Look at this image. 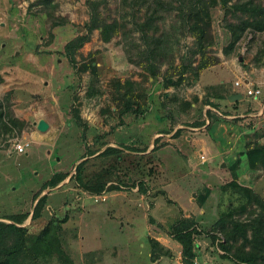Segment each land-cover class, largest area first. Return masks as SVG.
Returning <instances> with one entry per match:
<instances>
[{
	"label": "rangeland",
	"instance_id": "1",
	"mask_svg": "<svg viewBox=\"0 0 264 264\" xmlns=\"http://www.w3.org/2000/svg\"><path fill=\"white\" fill-rule=\"evenodd\" d=\"M177 2L103 0L102 17L116 19L120 28L107 41L93 29L72 64L63 46L85 32V0H0V101L24 121L0 133V219L28 213L19 224L26 226L28 244L52 221L62 252L39 264H181L169 227L182 216L196 221L193 264H235L215 244L229 223L213 224L224 215L245 222L260 210L239 187L264 201V170L249 168L244 153L253 139L264 141V84L256 101L241 83L256 87V78H264V29H244L224 53L226 23L242 15L225 11L222 0L208 6L207 58L243 70L236 87L244 98L218 106V96L227 101L224 84L199 87L200 69L178 72L179 62L193 64L198 53ZM147 16L155 27L140 30ZM147 50L154 75L144 67ZM227 75L230 85L239 78ZM124 79L131 81L135 111L118 116L124 85L116 81ZM38 118L50 123L43 131L35 127ZM14 138L28 141L24 152L12 149ZM106 145L119 151L101 153ZM81 159L87 178L101 171L105 184L119 188L95 193L78 186L72 175ZM55 171L67 175L33 198ZM41 193L46 200L31 218ZM148 237L170 252L150 258Z\"/></svg>",
	"mask_w": 264,
	"mask_h": 264
},
{
	"label": "trees",
	"instance_id": "2",
	"mask_svg": "<svg viewBox=\"0 0 264 264\" xmlns=\"http://www.w3.org/2000/svg\"><path fill=\"white\" fill-rule=\"evenodd\" d=\"M214 2L215 0H178L177 2L176 8L180 22L187 27L194 37L195 52L198 53L195 63L192 64L191 61H186L179 62L176 65L179 68V74L188 69L199 70L214 62L209 60L205 54V47L211 43L208 6ZM226 2L227 0H222L221 3L225 11H239L242 16L238 17L236 22L226 23L229 30V40L226 47L223 48L224 53H227L228 49L234 45L244 29L248 28L252 31L264 29V0H234L228 5H226ZM102 3L103 0H85L88 11V19L84 23L85 32L67 40L63 46L70 63L73 64L75 61L74 50L89 38V34L93 29L98 30L101 40L107 41L120 28L116 19L107 20L102 17L100 11ZM139 25L140 30L144 31L155 27L149 16L143 19ZM155 46L157 47L156 44ZM150 55H152L151 50H147L144 67L150 75H154L155 67L151 63ZM169 64H172V61ZM119 82V80L116 81L118 85H124L119 94L122 97V102L117 113L118 116H121L122 113L127 111H135V108L132 107V101L135 100L131 93V81L124 79ZM169 84H173V82ZM5 110L6 107L0 101V133L12 131L14 125L20 129L24 121ZM244 149L247 166L251 169L264 170V141L255 138L249 144H246ZM118 151L119 147L106 145L101 153L107 154ZM84 162L85 160L81 159L74 165L72 175L76 184L82 189L99 193L102 190L119 188L118 184H105V181L101 179V171H97L93 176L87 178L83 173ZM66 175L67 173L64 171L53 172L35 191L33 198L45 187L56 185ZM239 188L248 191L247 194L246 191L242 193L247 196L248 202L258 204L260 210L254 217L245 222L238 221L230 215L218 217L213 225L225 226L228 222L229 227H226L223 240L220 239L215 244L222 251L220 256L230 258L235 264H264V201L258 194L249 191L250 189L243 186ZM46 197L47 193H41L36 198L30 213L31 218L39 216ZM27 215L26 212H16L2 216L8 221L0 219V264H39L40 261L53 255H61L59 234L55 232V226L51 220L44 223L29 244L26 242V226L19 224ZM63 218L60 220L62 221ZM195 233H198L196 221L192 217L182 216L169 227L170 236L180 245L181 264H193L196 244L194 241ZM210 237L211 242H214V235L210 234ZM238 237H240V240L235 243ZM148 241L151 250L150 258H155L160 253L168 254L170 252L167 247L155 239L148 237Z\"/></svg>",
	"mask_w": 264,
	"mask_h": 264
},
{
	"label": "crops",
	"instance_id": "3",
	"mask_svg": "<svg viewBox=\"0 0 264 264\" xmlns=\"http://www.w3.org/2000/svg\"><path fill=\"white\" fill-rule=\"evenodd\" d=\"M222 63H224V65L222 64ZM223 66L226 68V70L227 71H232V72H234V75L236 76V77H239V78H237V79H233V83L230 85V84H228V75H227V71L224 69V70H222L223 69ZM220 68V69H219ZM241 71H243V70H240V67H235V66H232V65H229V63H226V60H221L218 64H212V65H209V66H206V67H204V68H201L199 71H198V74H197V78L195 79L196 80V84L199 86V87H201V86H204V85H209V86H211V85H214V84H220L221 86L224 84V88H225V90H222L221 92H225V97H226V95H228L229 93H232V92H237V93H240L241 94V96L240 97H238L240 100H242L244 97H243V95H242V91H241V89H239V88H237L236 86L237 85H239L240 84V76H241ZM3 77V76H2ZM4 78V77H3ZM234 81H238L237 83H235ZM256 82H257V85H256V88H258L259 90H260V88H261V86L264 84V78H262V77H257L256 78ZM241 83H243L244 84V87H246V86H249L248 85V83L247 82H244V81H242ZM255 88V87H254ZM245 90V89H244ZM246 95V94H245ZM258 94L256 95V96H252V98L253 99H255L256 101H259L258 100ZM223 97L224 96H218V103H220L218 106H223V105H225V104H230L229 102L231 101V100H228L227 99V101L225 102V103H223V102H221L222 100H223ZM211 99H213V97H210ZM237 98V99H238ZM213 108V107H212ZM259 109L261 110V105L259 106ZM262 109H264V107L262 106ZM259 111H257V113H258ZM39 119V118H38ZM37 119V120H38ZM42 119H44L45 121H46V119L45 118H42ZM36 120V121H37ZM36 121H35V127H36ZM47 122V127L50 125V123L48 122V121H46ZM207 122V121H206ZM215 126L217 125V124H219V122L218 121H216L215 123ZM46 127V128H47ZM191 128H193V127H191ZM37 129V128H36ZM37 130H39V129H37ZM45 130V129H44ZM39 131H43V130H39ZM171 131H169V133H167L168 135H170L171 133H170ZM34 136L36 135V134H33ZM216 135H218V134H216ZM37 136V135H36ZM40 136V135H39ZM167 138H173V137H167ZM36 139V138H35ZM203 145L205 146V144L203 143ZM111 146H114V145H111ZM116 146V145H115ZM209 147V146H208ZM200 149H204V147L202 148H200ZM199 149H195L194 150V153H195V151H198ZM198 153H199V151H198ZM197 153V154H198ZM190 162H188V164H189Z\"/></svg>",
	"mask_w": 264,
	"mask_h": 264
},
{
	"label": "built area",
	"instance_id": "4",
	"mask_svg": "<svg viewBox=\"0 0 264 264\" xmlns=\"http://www.w3.org/2000/svg\"><path fill=\"white\" fill-rule=\"evenodd\" d=\"M234 82L237 83L238 81H234ZM244 92L246 95L256 96L257 94H259L260 90L256 87L254 88V87L246 86ZM28 144L29 143L27 140H21V139L14 138L12 140L11 147L13 150L17 152H24ZM104 198H105L104 196H101L102 200Z\"/></svg>",
	"mask_w": 264,
	"mask_h": 264
},
{
	"label": "water",
	"instance_id": "5",
	"mask_svg": "<svg viewBox=\"0 0 264 264\" xmlns=\"http://www.w3.org/2000/svg\"><path fill=\"white\" fill-rule=\"evenodd\" d=\"M241 94L240 93H237V92H232V93H229L227 95V99L228 100H231V101H234L236 100L238 97H240ZM47 127V122L42 119V118H39L37 121H36V128L39 129V130H44L46 129Z\"/></svg>",
	"mask_w": 264,
	"mask_h": 264
}]
</instances>
